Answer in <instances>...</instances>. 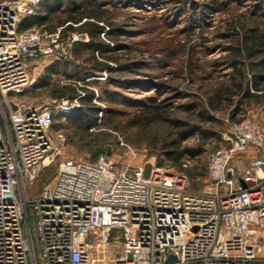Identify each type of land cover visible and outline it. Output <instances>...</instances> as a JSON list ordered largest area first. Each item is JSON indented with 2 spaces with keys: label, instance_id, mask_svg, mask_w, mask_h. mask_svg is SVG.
<instances>
[{
  "label": "built area",
  "instance_id": "obj_1",
  "mask_svg": "<svg viewBox=\"0 0 264 264\" xmlns=\"http://www.w3.org/2000/svg\"><path fill=\"white\" fill-rule=\"evenodd\" d=\"M40 2L0 0V264H38L30 220L41 264H264V126L255 120L229 122L202 187L155 157L119 165L106 152L63 161L33 193L65 144L50 132L54 112L78 106L19 97L36 81L34 62L66 59L75 40L61 27L19 28Z\"/></svg>",
  "mask_w": 264,
  "mask_h": 264
},
{
  "label": "rangeland",
  "instance_id": "obj_2",
  "mask_svg": "<svg viewBox=\"0 0 264 264\" xmlns=\"http://www.w3.org/2000/svg\"><path fill=\"white\" fill-rule=\"evenodd\" d=\"M209 1H94L108 10V20L104 23L109 24V29L120 32L116 44L113 39L100 35L108 49L107 53L119 57L117 62H111L116 70H102L85 80L87 88L95 93L93 100L100 107L96 123H93L92 116L73 123L60 111L54 112L50 132L54 140L61 134L65 144L32 185L33 193H37L52 179L63 161L74 158L94 159L106 152L119 165L127 160L141 163L155 157L165 169L183 172L191 177L194 187H202L209 180V154L227 145L225 136L229 131L230 121L251 119L264 126V89L251 90L252 96L247 99L233 98L235 104L241 101L239 110L233 114L235 120L229 118V110H233L235 104L223 110L210 111L216 118L212 124L201 118V112L204 108L207 109L208 96L213 94L221 81H226L232 71L223 60L215 63L221 57L229 59L226 45L234 37L231 35L230 40L223 39L220 34L230 32V23L236 29H240L242 24L264 27V0H216L218 10L214 12L205 8L210 5ZM66 6V0H62V7ZM63 16L57 11L46 24L56 23V17ZM57 26L60 27L58 24L55 27ZM75 28L61 27L64 39H75L71 42L65 59L68 63L66 72L58 70L51 76L49 87L36 90L29 88L19 97L42 103L52 98L59 99L60 97L52 95V91L64 83L84 84L77 79L85 72L80 66H90L86 60L89 54L84 51L77 56L71 49L76 41L88 40V35L81 25ZM256 57L263 58L264 53ZM42 73L41 67L33 71L36 79ZM246 73V78L252 74L249 70ZM109 78H119L122 83H106ZM158 82L165 83L163 94L157 93ZM98 95L100 96L97 97ZM150 97L157 100L166 98L165 102L171 103L168 120L145 124L142 104L147 103ZM76 101L75 104L79 105V101ZM132 101L136 105H132ZM190 103H196L195 108H190ZM108 108H114L116 112L109 115ZM174 119L191 125L187 137L180 141V147L190 148L194 154L190 151L180 164H172L161 150L163 140L168 142L178 136L177 128L172 127L171 123ZM87 122L90 123L87 129L79 127V123ZM199 148L202 150L196 151ZM30 226L35 258L41 264L37 229L33 220H30Z\"/></svg>",
  "mask_w": 264,
  "mask_h": 264
},
{
  "label": "trees",
  "instance_id": "obj_3",
  "mask_svg": "<svg viewBox=\"0 0 264 264\" xmlns=\"http://www.w3.org/2000/svg\"><path fill=\"white\" fill-rule=\"evenodd\" d=\"M94 1L95 0H66L67 6L62 7V0H43L44 7H46L47 10L45 15H40L41 13L37 10L36 15L22 19L19 25L20 29L32 28L34 26L36 27L39 24L51 21L53 19V14L60 11V13L64 16L56 17V23L47 25L50 29L54 28L58 24L64 26L65 29L75 30L76 26L81 25L88 35V40L76 41L75 45L71 49L72 53L77 56L84 51L89 54L86 60L90 63V66H80L85 70V72L77 79L84 84L78 85L76 83H64L52 91V95H56L60 98H76L79 101V105L75 108V110L66 114L68 120L73 123L83 117L91 116L94 117L93 123H96L97 113L99 112L100 107L93 100L95 93L92 89L87 88L85 80L95 76L97 72L102 70H106L108 72L115 71L116 68L111 65V62H117L119 60L117 55L107 53L108 49L106 48V44L100 35L103 34L107 38L113 39L116 44V39L118 38L120 32L113 28L109 29V24L104 23L108 20V10ZM164 1L173 2L176 0ZM209 2L210 5L205 7L206 10H210L211 12L218 10L216 0H210ZM262 16L264 17V12L262 13ZM75 24L77 25L75 26ZM240 26V29H236L233 23H230L228 27L230 32H222L220 34V37L223 39H229L231 35H234V37H232L233 41L226 45V48L229 51V59L227 57H221L215 61V63L217 64L219 60H223L224 64L229 65L232 71L226 81H221L214 89L213 94L208 96L206 100L207 109L204 108L202 112L200 111L201 118L205 122H209L211 124L216 121V118L210 113V111L226 109L230 107V105L235 104L233 101L234 97L247 99L252 96L251 90L259 91L264 89V86L262 87V84L264 83V57H256L258 54L264 53V27L260 28L258 26H247L246 24H242ZM246 70L252 72L249 78H246ZM50 72V70H47L43 73V75L39 76L34 85L29 88L36 90L37 88L49 87L51 84ZM225 75L229 74L225 73ZM106 83L121 84L122 81L119 78H109ZM165 89L166 86L164 82L156 83V90L158 94H163ZM82 90H86L87 92L84 93ZM99 96L100 95L97 97ZM165 101L166 98L157 100L155 97H150V100L147 103L142 104V118L144 122H146L145 124L168 120L169 117L167 114L169 112L168 109L171 107V103ZM131 104L136 105V102L132 101ZM240 104L241 101L234 105L233 110H229V118L231 120H235L233 114L239 110ZM194 106H196V103L189 104L190 108H193ZM107 112L109 115H112L116 112V109L108 108ZM236 120L238 121L240 119ZM133 123L135 124L136 122ZM171 123L172 127L177 128L178 136L168 142L163 140L161 142V150L164 152L165 158L171 161L172 164H180L181 160L186 157L190 151L194 154L192 149L180 147V141L187 137L190 132L189 128L191 125L186 121L177 119H174ZM79 127L87 129L90 127V123H79ZM202 133H204V131H202ZM201 150L202 149L199 148L196 151ZM187 176L191 178L189 175Z\"/></svg>",
  "mask_w": 264,
  "mask_h": 264
},
{
  "label": "crops",
  "instance_id": "obj_4",
  "mask_svg": "<svg viewBox=\"0 0 264 264\" xmlns=\"http://www.w3.org/2000/svg\"><path fill=\"white\" fill-rule=\"evenodd\" d=\"M41 1L42 2H40V5L38 7V11L41 13L40 15H45V13L47 12V10H46V7H44L43 0H41ZM46 23L47 22H45L43 24H39L36 27L44 28V29H47V30H53V29H55V28L58 27L57 26V27H54V28L50 29L47 26L48 24H46ZM60 27H63V26L60 25ZM67 64L68 63H67V61L65 59L58 58V57H56L54 55H45V56H42L41 58L37 59L34 62V64H33V70L36 69L37 67H39V68L41 67V70H42L43 73L46 72L47 70H50L51 71L50 73H51V76H52L58 70H61L62 73L63 72L65 73L66 72V66H67ZM42 88H37V89H42Z\"/></svg>",
  "mask_w": 264,
  "mask_h": 264
},
{
  "label": "water",
  "instance_id": "obj_5",
  "mask_svg": "<svg viewBox=\"0 0 264 264\" xmlns=\"http://www.w3.org/2000/svg\"><path fill=\"white\" fill-rule=\"evenodd\" d=\"M241 185H242L243 187H245L246 184H245L244 181L241 180ZM171 259H173V257H170V260H171Z\"/></svg>",
  "mask_w": 264,
  "mask_h": 264
}]
</instances>
